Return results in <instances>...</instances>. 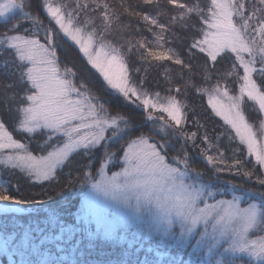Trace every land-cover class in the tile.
Wrapping results in <instances>:
<instances>
[{
	"label": "snow or ice",
	"instance_id": "snow-or-ice-1",
	"mask_svg": "<svg viewBox=\"0 0 264 264\" xmlns=\"http://www.w3.org/2000/svg\"><path fill=\"white\" fill-rule=\"evenodd\" d=\"M0 172L26 264H264V0H0Z\"/></svg>",
	"mask_w": 264,
	"mask_h": 264
},
{
	"label": "trees",
	"instance_id": "trees-1",
	"mask_svg": "<svg viewBox=\"0 0 264 264\" xmlns=\"http://www.w3.org/2000/svg\"><path fill=\"white\" fill-rule=\"evenodd\" d=\"M197 103H199V101ZM214 123H215L217 129L223 130L221 128V123L218 121V118H214ZM6 175H7L8 179H4V182L5 181H11L12 187H13V189H15L16 184H17V180L19 179V177L13 176L11 173H6ZM20 183L22 185L21 192H23L25 190V188L27 187V185L24 183V181H20ZM45 187H47V185H45ZM31 191L38 192V191H40V188L36 187V188L31 189ZM77 199L80 200V197L74 198V201ZM60 207L63 210V214L67 218L77 217L79 203L74 202L72 204H68V203L61 202ZM47 210L48 209L46 207L38 209L39 212H45ZM36 215H37V213L32 214L31 217L29 215H25V216L18 215L16 218H8V219L0 217V222H2L3 224L6 225V226H4L5 229H9V230L24 229L27 227V224L35 222L34 217ZM3 233H4V231H3ZM11 234L15 238V236L17 235V232L12 231ZM133 235H135L137 237V239L139 238V232L127 233L125 235L126 239L121 242V245H124L125 243H127L129 249H131L132 245L134 243H136V240L133 239ZM50 239H51V237H50ZM91 246H92V244L88 245L89 248ZM92 248H93V252H92V255L90 257V261H95V264H100L101 261L109 259V258L115 260L116 256L119 255V250L115 247V245H111V247H110L106 243H100L95 247L93 246ZM81 255H83V253H81ZM125 256H127V253H125Z\"/></svg>",
	"mask_w": 264,
	"mask_h": 264
},
{
	"label": "rangeland",
	"instance_id": "rangeland-1",
	"mask_svg": "<svg viewBox=\"0 0 264 264\" xmlns=\"http://www.w3.org/2000/svg\"><path fill=\"white\" fill-rule=\"evenodd\" d=\"M82 200V199H81ZM80 208V207H79ZM79 214H81L80 212H79ZM90 221H92L93 222V224H94V226H95V224H96V226L97 227H99V226H102V228L104 229V226H103V223H105L103 220H101L100 222H99V224L97 223V219L95 218V217H92L91 219H90ZM109 226V225H108ZM0 237H1V235H0ZM25 246V244H22L21 245V247L23 248ZM10 248L11 247H9V248H7V249H3V248H0V254L1 255H5L6 253L5 252H8L9 254H11V256H9V258L7 259V262H11V263H13V264H16V260H15V254H14V250H10ZM25 248V247H24Z\"/></svg>",
	"mask_w": 264,
	"mask_h": 264
}]
</instances>
